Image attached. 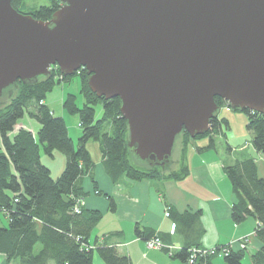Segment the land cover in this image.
Segmentation results:
<instances>
[{"label":"water","instance_id":"obj_1","mask_svg":"<svg viewBox=\"0 0 264 264\" xmlns=\"http://www.w3.org/2000/svg\"><path fill=\"white\" fill-rule=\"evenodd\" d=\"M40 21L0 0V106L18 82L57 67L119 99L126 148L170 171L184 132L209 131L220 106L264 115V0H60Z\"/></svg>","mask_w":264,"mask_h":264},{"label":"trees","instance_id":"obj_2","mask_svg":"<svg viewBox=\"0 0 264 264\" xmlns=\"http://www.w3.org/2000/svg\"><path fill=\"white\" fill-rule=\"evenodd\" d=\"M24 1L11 0V6L40 21L49 20L62 5L60 0H49L48 6L22 12ZM59 76L54 66L46 79L30 85L18 82L11 98L0 106V255L8 264H94L97 257L102 264H131L103 241L89 243L91 230L101 219L100 213L86 211L83 207L79 213L73 211L76 202L85 197L81 180L91 175L94 169L87 143L94 141L98 144L103 168L113 183L121 178L135 182L180 179L186 175L183 159H180L178 168L174 169V166L165 174L161 173L160 167H144L136 162L126 148V123L119 113V99H98L87 86L84 70L73 75L80 78L82 107L77 106L76 96L72 94H67L62 103L67 115L78 117L81 131L75 146L63 118L55 116L44 104L55 87L71 78ZM214 101L222 106L218 98ZM96 106L101 107L99 117L96 116ZM242 113L247 116L246 130L251 135L249 144L264 156V115L248 110ZM24 116L39 125L35 136L27 129L15 131L18 120ZM107 126L110 130H105ZM227 128L225 119L213 118L209 122V131L203 136L191 139L184 132L178 149L182 145L185 150L187 143L203 137L208 138L204 149H213V137L221 136L225 140L223 130ZM40 147L48 157H52L55 151L65 156V166L58 178L52 179L50 170L42 165ZM225 150L230 153L229 146L226 145ZM224 173L236 196L231 209L232 221L238 224L252 218L256 224L254 237L260 246L250 255V264H264V179L258 177L251 159L225 167ZM108 204L109 210L114 211L110 198ZM168 210L165 211L168 213ZM185 215L194 220L198 216ZM178 216L182 219L184 214ZM134 233L144 242L158 238L163 245L169 246L146 228L136 226ZM226 247L228 251L222 255L225 264H244L245 248L217 247L214 248L215 254L196 257L192 263L188 262L190 250H204L200 246H184L175 253L173 249L161 250L184 264H210L213 258L220 256L219 250Z\"/></svg>","mask_w":264,"mask_h":264},{"label":"crops","instance_id":"obj_3","mask_svg":"<svg viewBox=\"0 0 264 264\" xmlns=\"http://www.w3.org/2000/svg\"><path fill=\"white\" fill-rule=\"evenodd\" d=\"M64 98L63 94L58 101L50 97L45 99L44 104L56 116L59 114L57 105H62ZM228 110L227 106H221L218 113L223 117L217 114L218 119L227 121L228 128L223 130L225 140L221 136L213 137L215 148L204 149L208 145L207 137V142L197 144L190 141L185 150L180 146L174 168H178L180 159H183L181 161L186 168V175L180 179L135 182L121 178L113 183L103 168L98 144L94 148L96 154L92 156L88 142L86 148L94 163V169L91 175L81 180L85 194L83 208L101 214L100 221L91 230L89 243L103 241L106 246L114 247L118 255L126 257L131 264H184L162 250L146 249L144 241L135 236L134 230L138 226L151 230L164 244L173 247L174 253L184 246H200L211 250L228 245L234 250L245 248L249 260L244 258L243 263L246 261L250 264V255L260 246L254 237L256 224L252 218L238 224L232 221L231 209L236 202V196L224 168L237 161L251 159L258 177L264 179V156L252 147L239 145L246 140V135L242 133L244 139L236 141L235 135L229 131L231 118ZM245 118L243 122L246 128V115ZM21 128L27 129L22 124H16L15 131ZM248 135L246 144H249L251 138L249 132ZM217 138L223 144L217 145ZM226 145L230 147V153H226ZM108 198L115 207L112 212L109 210ZM166 208L170 209L167 217L164 216ZM186 213L191 216L197 214V219L190 218ZM182 214L183 218H178ZM0 264H8L2 255ZM94 264L102 262L97 257ZM210 264L222 263L213 258Z\"/></svg>","mask_w":264,"mask_h":264},{"label":"rangeland","instance_id":"obj_4","mask_svg":"<svg viewBox=\"0 0 264 264\" xmlns=\"http://www.w3.org/2000/svg\"><path fill=\"white\" fill-rule=\"evenodd\" d=\"M49 5V0H25L23 3V8H22V12H27L31 9H37L40 6H48ZM61 77V76H59ZM79 89H80V78L78 76H73L71 77L68 81L62 82L59 86L55 87L53 89V91L48 94L46 100L48 98H53L55 100L58 101V99L60 98V95L63 94L64 97L67 94H72L74 96H76V104L78 107H82L83 105V99L79 93ZM57 110L58 113L56 116L57 117H62L66 127H67V131H68V135L69 137L72 139L74 145L76 146L77 144V139L80 135V128L78 126V117L77 116H70L67 115L65 113V111L62 108L61 103H59L57 105ZM229 112V117L231 118V120L229 121V131H232V134L235 135V139L236 141H241L244 138H242V133L246 135V140H244L241 144V146H249L251 148V146L249 144H246L245 141H247V139L249 138L248 136V132L246 131L245 128V115L244 113L241 112H234V113H230ZM101 113V107L100 106H96V116L99 117ZM219 117H223L220 116V113H218ZM17 124H22L24 126L27 127V130L31 131L30 129H33L31 132L34 133L33 135L35 136L38 130L39 125L32 119H29L27 116H24L23 118L19 119ZM231 128V130H230ZM105 130H110V127L107 126L105 127ZM193 142V141H192ZM194 142H196L197 144L199 142H207V138L203 137L201 139H197L194 140ZM249 143V142H248ZM216 144H223V141L219 140L218 138L216 139ZM90 146V148H89ZM88 148L90 150V153L92 156H94L96 154V150L94 152V148H97V143L94 141H89L88 143ZM191 149V145L189 146V150ZM175 160L177 159V151L175 152ZM40 161L42 163V165H44L45 167H47L50 170L51 173V177L52 179H56L59 177V175L62 173L64 166H65V156L58 151H55L52 155V157H48L46 155L43 154L42 149L40 147ZM176 164H173L171 169L174 168ZM145 167V166H144ZM162 174H165L166 172L162 171ZM245 258L247 259V261L249 260V254H246ZM215 259H219V262L222 264H225V262L223 261V257L222 255L220 256H216ZM249 263V262H248ZM244 264H247L246 261H244Z\"/></svg>","mask_w":264,"mask_h":264},{"label":"built area","instance_id":"obj_5","mask_svg":"<svg viewBox=\"0 0 264 264\" xmlns=\"http://www.w3.org/2000/svg\"><path fill=\"white\" fill-rule=\"evenodd\" d=\"M83 205H84V201L83 200H78L76 202V204H75V207L73 208L74 213H79L80 209L83 207ZM164 216L165 217L168 216L167 211H165ZM144 244H145V248L148 249V250H161L163 248H167L168 250H172L173 249V247L163 245L158 238L149 239V240L145 241ZM229 247H231V246H229ZM227 251H228L227 247L226 248H222V249L219 250V254L220 255H226ZM215 253H216L215 249H211V250L191 249L190 250V256L188 258V262L192 263L196 259V257L211 256V255H213Z\"/></svg>","mask_w":264,"mask_h":264}]
</instances>
